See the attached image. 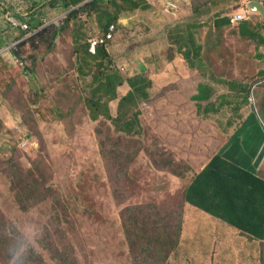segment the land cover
<instances>
[{"label": "rangeland", "instance_id": "obj_1", "mask_svg": "<svg viewBox=\"0 0 264 264\" xmlns=\"http://www.w3.org/2000/svg\"><path fill=\"white\" fill-rule=\"evenodd\" d=\"M47 1L0 0V26L13 28L12 18L26 23L17 14L25 19L42 15L43 23L16 40L17 45L14 39L3 49L13 50V56L19 51L16 66L0 57L1 105L8 110L2 113L9 118L11 112L16 121L8 126L1 123L0 213L7 226L13 224L25 244L36 251L13 255L11 264H24V260L61 264L40 241L47 237L41 238L45 226L53 237L59 236L56 242L64 240L75 247L77 264H137L131 244L136 237L129 239L124 225L131 223L130 207L140 205L139 216L147 222L171 219L173 231L190 171L217 148H224L250 113V117L256 114L264 128V23H258L256 29L251 24L255 33L246 38L232 23L216 29L214 22L200 15L183 13L181 18H171L158 13V28L135 23L129 33H117L107 46L111 72L126 79L144 76L151 82L145 89L148 97L139 98L140 136L130 138L115 132L110 120H93L85 103L103 60L87 56L86 63L82 60L84 49L102 32L92 33L91 23L84 28L74 24L54 36L63 23L49 22L66 14L46 6ZM209 4L205 6L209 8ZM234 4L231 1L223 9L230 11ZM108 8L116 13L113 5ZM188 16L189 20H182ZM186 24L192 29L188 31V39H194L191 44L201 47L198 57L202 62L192 59L193 65L203 66L198 72L190 70L191 64L182 55L188 47L186 38L181 39ZM16 31L14 38L23 33L16 35ZM77 33L86 35L80 42L85 46L77 44ZM201 81L214 83L213 108L204 118L197 114L196 101L189 99ZM129 89L125 81L117 88L119 96ZM220 99L225 102L221 104ZM118 102V98L108 102L114 117ZM122 119L119 123L123 124L127 117ZM254 122L248 118L244 125ZM169 154L181 166L179 171L189 169L185 177L173 174L171 166L169 170L158 164ZM39 162L42 170L32 169ZM11 163L21 165L26 173L29 169L35 172L34 176L27 173L28 181L39 179L27 209L19 201L24 190L13 188L8 171H4ZM172 175L178 179L172 180ZM187 255L188 260L182 263L167 257L155 264H206L203 256L190 260L191 254Z\"/></svg>", "mask_w": 264, "mask_h": 264}, {"label": "trees", "instance_id": "obj_2", "mask_svg": "<svg viewBox=\"0 0 264 264\" xmlns=\"http://www.w3.org/2000/svg\"><path fill=\"white\" fill-rule=\"evenodd\" d=\"M74 1L79 3L81 0H49V2H46V6L51 9L67 13L63 27L56 29L54 36H58L62 29L64 31L72 26L74 21L80 20L83 15L88 18L94 13L97 14L99 24L103 25L104 32H107L110 25L118 24L120 15L123 12H133L138 9L153 7L167 17L180 18L183 13H197L209 2V0H190V7L185 8L183 11V8L180 9V2L178 0H93L73 9L72 7L75 5ZM238 2L242 1L238 0ZM110 4L115 7L116 13L109 10L108 6ZM180 12L181 14L178 16ZM42 14L44 15L43 12ZM41 16L34 19V15H30L28 19L24 17L21 19L28 23L31 29H37L42 25ZM213 24L216 29H219L222 24H228V19L215 21ZM250 32L252 35L255 33L251 30ZM25 33L23 31L22 34L16 36L14 38L15 41L21 39ZM83 38L85 36H82L79 40H85ZM83 45L85 46V44H80L79 46ZM88 46L89 43L86 44L84 49L83 61L86 60L87 63V56L94 60H103L99 73L93 78L94 84L91 85L90 94L85 98L91 118L99 120L102 117L103 119L110 120L115 132H123L130 138L140 136L139 98L148 97V92L145 89L151 82L144 76H133L126 79L117 72H111L113 71L110 68L112 59L104 45L99 46L95 54L89 53ZM200 48L199 45L192 49L188 48V50L192 51H185L183 54L184 58L191 62L193 56L194 58L199 56ZM14 53L15 58L19 59V51L15 50ZM125 81L129 83L130 90L126 95L120 97L117 88L123 85ZM213 92V88L208 84L200 83L197 86V94L194 96V100L196 101L195 106L198 109L197 114L201 115L202 118L206 117L205 113L213 108V105H210L212 102L210 97ZM221 97L224 96L222 95ZM116 98L119 99L118 115L114 117L110 112L108 102ZM203 101H206V103H203ZM220 102L223 104L225 100L220 99ZM126 117L127 120L123 124L122 121L119 123L122 118ZM1 123L2 120L0 118V132ZM224 148L220 147L212 152L196 168V172L188 180L187 186L182 190V201L180 209L176 212L177 219H174L176 225L173 231H170L168 222L171 219L165 220L162 218L161 220H157L153 218L151 222H147L139 216L142 213L140 205L130 207L133 217L130 219L131 223L129 225L125 223L124 225L127 237L129 239L131 236L136 237L135 240H131V244L135 248L134 254L138 259L136 261L137 264L161 263L160 260H165L167 257L170 258L171 252L177 247L180 239L185 203L194 205L210 215L226 221L229 225L237 227L242 232L262 240L264 244V177L257 174L256 163L252 169L225 157L223 154ZM259 155L260 158L264 155V149L262 152H259ZM248 156L250 159H254L256 151L250 152ZM167 157L166 159H162L158 164L160 166H168L169 170L171 166L173 174L185 176L189 169L184 167L182 171H179L178 168L181 166L178 162L174 160L171 154ZM34 165L35 167L32 169L36 171L42 170L40 162ZM4 171H8L9 182L13 188L24 190V194L19 197V201L24 209L29 208L36 191L34 185L39 182V179L34 178V181L30 182L27 180V173L29 176H34L35 172L29 169L26 173L24 168L16 163H11ZM3 216L0 213V259H2L3 264H11L13 255L19 252L29 255L36 252L33 247L25 244V241L13 224L7 226V221H5ZM44 234L47 237L43 238ZM62 234L63 237H66V232L62 231ZM41 238H43L40 240L43 247L52 253L53 259L59 261L61 264H77L76 258L73 257L75 253L73 245L65 243L64 240L56 242V238L53 237L50 229L46 226L43 229ZM11 245L14 246L12 250ZM24 262V264L29 263L28 260H24Z\"/></svg>", "mask_w": 264, "mask_h": 264}, {"label": "crops", "instance_id": "obj_3", "mask_svg": "<svg viewBox=\"0 0 264 264\" xmlns=\"http://www.w3.org/2000/svg\"><path fill=\"white\" fill-rule=\"evenodd\" d=\"M180 2V9L189 8L190 7V0H178ZM231 1H234L235 4L230 8V11H226L224 6ZM242 2H238L237 0H212L207 2L210 5L204 6L202 11H198L195 13L196 15H200L202 17H206L204 20H208L211 22L220 21L222 19H228V23H232L238 26V31L240 35L244 33L243 37L251 38L250 34V25L253 24L255 29L258 27V23H264V16L257 11H253L251 7L248 6L250 1L252 0H241ZM85 3L84 0H81L79 3L74 1L73 9H76L82 6ZM207 4V5H208ZM219 7V8H217ZM249 10L247 15L248 19L243 21H234L233 17L235 14L241 13L244 10ZM12 13L15 12L13 6H11ZM64 13V12H63ZM159 11L153 7H148L147 9H138L133 12H123L120 15L119 22L117 24V32L116 34L120 33L124 30L126 33L130 32V28L133 27V24L138 23L144 25V27H152L151 29L158 28L159 20L158 17ZM16 14V13H14ZM181 12L178 14L180 16ZM18 17L22 18V15L17 14ZM160 16V15H159ZM177 16V17H178ZM162 18V17H161ZM181 18V17H180ZM190 16L184 18L182 20H189ZM82 20L74 21V24H77L76 27L79 26L84 28L88 25V23L92 26V33H101L104 32V26L99 24L98 17L96 14H93L91 17L81 16ZM44 21V20H43ZM248 22H251L250 24ZM174 24V23H173ZM72 25V26H73ZM95 25V26H94ZM228 24H222L220 27H227ZM200 26H196L198 29ZM75 28V27H74ZM15 28H11L10 25H1L0 26V57L4 58V61L8 64V61L11 63V67L16 66V58L12 55V51L9 50L8 52H2L3 49L10 46L9 41H14V37L12 36ZM185 33H182L181 39L186 38L188 42V47L184 48L182 55L185 51H192L188 50V48L192 49L193 46L191 41L193 37L189 38V30L188 24L185 25L183 29ZM21 30L16 31V35ZM182 30L177 31V33H181ZM253 32V30L251 29ZM115 34V35H116ZM186 36H185V35ZM250 35V36H249ZM82 36H86L82 33L76 34V42H82L83 40H79ZM116 37V36H115ZM196 38V35H194ZM13 39V40H12ZM85 39V38H83ZM110 43V42H109ZM108 43V45H109ZM197 44V43H196ZM199 45V44H198ZM107 50V49H106ZM108 52V50H107ZM200 54V51H199ZM9 57V58H8ZM185 57V56H183ZM200 57H197L198 62H202ZM191 59H195L194 56ZM189 64H191L190 70L199 71L203 69L202 65H193L192 60L191 62L186 60ZM201 64V63H200ZM9 65V64H8ZM200 83H205L210 85L211 87L214 85L213 82L210 81H201L197 82L195 89L189 95V99L194 100V96L197 94V86ZM234 82L229 81L228 84H232ZM130 87V86H129ZM130 90V89H129ZM128 90V91H129ZM230 90V89H229ZM128 93V92H127ZM126 93V94H127ZM125 94V95H126ZM123 96V95H122ZM121 96V97H122ZM211 98V97H210ZM2 99L0 98V118L2 120V124L8 126L11 122L12 125L16 124V121L13 120L11 112L8 113L9 118L5 116V112H8L6 108H3L1 105ZM206 102V101H203ZM118 108V104H117ZM255 117H250L251 113L247 116L248 118L255 119V122L249 126L244 125L245 120H242L241 124L238 128L232 132L233 137H229L228 144L225 146L223 150V154L228 159H231L245 167L254 168L255 163L257 166V174L264 177V155H259V152H262L264 149V128L261 126L257 116L253 113ZM242 125H244L242 127ZM241 135L239 136V134ZM263 134V135H261ZM261 135V136H260ZM239 136V137H238ZM234 140V141H232ZM232 141L233 145H230ZM235 142V144H234ZM256 151V157L253 159L248 156L251 152ZM196 172V169H192L190 171L189 180ZM185 177V176H184ZM172 180H177V177L171 176ZM189 182V181H188ZM188 182L186 183L185 187L187 186ZM184 218H183V225L182 231L180 235V239L178 242V246L176 249V253H172L169 258V261H177L181 262L187 259V254H191L190 260L194 259L197 260L201 256H203V261L206 264H264V244L263 241L250 236L249 234L242 232L235 226L229 225L226 221L210 215L209 213L199 209L198 207L191 205L189 203L184 204ZM188 260V259H187Z\"/></svg>", "mask_w": 264, "mask_h": 264}, {"label": "built area", "instance_id": "obj_4", "mask_svg": "<svg viewBox=\"0 0 264 264\" xmlns=\"http://www.w3.org/2000/svg\"><path fill=\"white\" fill-rule=\"evenodd\" d=\"M87 1L89 2V1H93V0H87ZM256 1H258L259 3H261L264 6V0H256ZM246 18H247V14L243 13V12L235 14L233 17L234 21H242V20H245ZM64 19H65V16L60 17L59 19H57L55 21H51V22H49V24L55 23V24L59 25L60 23L64 22ZM10 20L13 23V27L21 28L23 30L29 29V26L27 23H22L16 18H12ZM61 20H63V21H61ZM44 22H45V24H48L47 21H44ZM115 29H116L115 25H111L109 28V31L106 33V35L104 37L92 39L90 41L89 51L91 53H95L97 47H99L101 45H105L109 40L113 39Z\"/></svg>", "mask_w": 264, "mask_h": 264}, {"label": "clouds", "instance_id": "obj_5", "mask_svg": "<svg viewBox=\"0 0 264 264\" xmlns=\"http://www.w3.org/2000/svg\"><path fill=\"white\" fill-rule=\"evenodd\" d=\"M253 1V0H252ZM256 1V0H255ZM85 2H88L87 0L85 1ZM251 2V1H250ZM258 2V1H257ZM259 3V2H258ZM260 5H261V7L264 9V6L261 4V3H259ZM253 11H255V10H253ZM258 12V11H257ZM242 13V12H241ZM243 13H246L247 15H248V13H249V10L247 9V11H243ZM260 13V12H259ZM65 14H67V13H65ZM261 14V13H260ZM65 19H66V16H65ZM65 19H64V22H65ZM246 19H248V17L246 18ZM245 19V20H246ZM243 21V20H242ZM21 22V21H20ZM64 22H63V24H64ZM43 24V23H42ZM44 24H45V22H44ZM112 25H115V24H112ZM29 26V25H28ZM111 26V25H110ZM115 27H116V29H115V31H114V37H113V39L115 38V34H116V32H117V24L115 25ZM13 28H15V29H20V30H22V31H24V32H27L28 30H31L32 31V29L29 27V29L28 30H23V29H21V28H16V27H13ZM110 28V27H109ZM34 30V29H33ZM108 31H109V29H108ZM107 31V32H108ZM107 32H102V34L100 35V36H97V37H95V38H101V37H104L105 35H106V33ZM95 38H93V39H95ZM113 39H111V40H113ZM92 40V39H91ZM90 40V41H91ZM111 40H109L105 45H104V47L107 49V46H108V43L109 42H111ZM90 41H89V46H88V51H89V48H90ZM15 42H17L16 43V45L19 43L18 41H15ZM102 46V45H101ZM97 49H98V47H97ZM97 49H96V51H97ZM96 51H95V53H96ZM89 53H91L90 51H89ZM95 53H91V54H95Z\"/></svg>", "mask_w": 264, "mask_h": 264}, {"label": "water", "instance_id": "obj_6", "mask_svg": "<svg viewBox=\"0 0 264 264\" xmlns=\"http://www.w3.org/2000/svg\"><path fill=\"white\" fill-rule=\"evenodd\" d=\"M248 6L251 7L253 10L260 12L262 16H264V9L261 7V5L257 1L255 0L251 1L248 4Z\"/></svg>", "mask_w": 264, "mask_h": 264}]
</instances>
